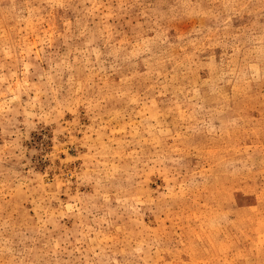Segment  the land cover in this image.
Wrapping results in <instances>:
<instances>
[{
  "label": "rangeland",
  "instance_id": "rangeland-1",
  "mask_svg": "<svg viewBox=\"0 0 264 264\" xmlns=\"http://www.w3.org/2000/svg\"><path fill=\"white\" fill-rule=\"evenodd\" d=\"M0 264H264V0H0Z\"/></svg>",
  "mask_w": 264,
  "mask_h": 264
}]
</instances>
